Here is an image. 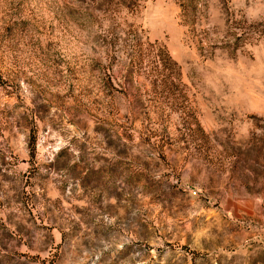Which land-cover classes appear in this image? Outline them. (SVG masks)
Instances as JSON below:
<instances>
[{
	"label": "rangeland",
	"instance_id": "1",
	"mask_svg": "<svg viewBox=\"0 0 264 264\" xmlns=\"http://www.w3.org/2000/svg\"><path fill=\"white\" fill-rule=\"evenodd\" d=\"M0 264H264V0H0Z\"/></svg>",
	"mask_w": 264,
	"mask_h": 264
}]
</instances>
